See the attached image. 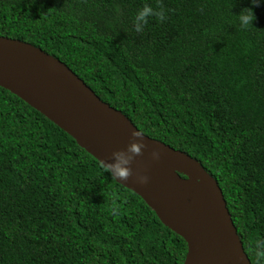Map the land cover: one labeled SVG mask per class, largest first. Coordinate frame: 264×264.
<instances>
[{
	"label": "trees",
	"instance_id": "1",
	"mask_svg": "<svg viewBox=\"0 0 264 264\" xmlns=\"http://www.w3.org/2000/svg\"><path fill=\"white\" fill-rule=\"evenodd\" d=\"M164 18L133 25L144 5ZM251 8L253 24L237 14ZM0 38L62 62L218 182L264 239V0H0ZM115 209V211H114ZM188 245L66 132L0 88V264H185Z\"/></svg>",
	"mask_w": 264,
	"mask_h": 264
},
{
	"label": "water",
	"instance_id": "2",
	"mask_svg": "<svg viewBox=\"0 0 264 264\" xmlns=\"http://www.w3.org/2000/svg\"><path fill=\"white\" fill-rule=\"evenodd\" d=\"M0 88L66 132L102 165L132 139H142L147 147L134 157L129 179H114L185 240V264H251L218 182L170 146L143 133L132 137L137 127L62 62L32 45L0 38ZM153 150L159 151L158 160L152 159ZM138 174L147 176V183L138 184Z\"/></svg>",
	"mask_w": 264,
	"mask_h": 264
},
{
	"label": "clouds",
	"instance_id": "3",
	"mask_svg": "<svg viewBox=\"0 0 264 264\" xmlns=\"http://www.w3.org/2000/svg\"><path fill=\"white\" fill-rule=\"evenodd\" d=\"M252 3L259 6V0H252ZM153 15L163 19V8L156 10L147 4L140 8L136 12L133 20L135 30L137 32L142 31L143 26L147 23V18ZM237 16L241 27L253 24L255 19L251 8L242 9ZM138 136H142V133L138 130L132 132V137ZM146 147L147 145L142 139H132L124 149H119L112 153L111 161L106 165L103 164L104 170L117 181H127L132 174L130 165L134 157L140 155L142 149ZM151 157L153 160H158L160 157L159 151L153 150L151 152ZM135 179L138 184L143 185L147 183L148 177L138 174ZM249 251L254 255L256 264H264V239H257L255 244L250 247Z\"/></svg>",
	"mask_w": 264,
	"mask_h": 264
}]
</instances>
